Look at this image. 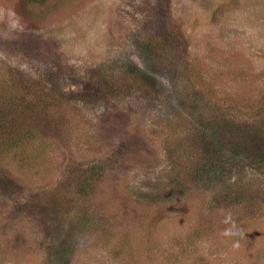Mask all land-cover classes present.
Wrapping results in <instances>:
<instances>
[{"label":"trees","instance_id":"trees-1","mask_svg":"<svg viewBox=\"0 0 264 264\" xmlns=\"http://www.w3.org/2000/svg\"><path fill=\"white\" fill-rule=\"evenodd\" d=\"M48 1L22 0L19 10L33 18L31 7ZM157 27L144 23L136 42L151 64L157 53L160 63L166 64V55L183 61L165 66L178 88L170 108L153 73L156 65L107 61L91 75L76 72L81 84L73 87L67 81L75 77L60 68L21 69L0 61V236L22 249L35 238L44 253L41 264H74L76 235L83 231L120 264H176L179 252L189 264H218L199 252L200 242L224 227L226 216L242 227L264 212V114L253 117L264 106L244 113L256 105L250 88L230 87L226 99L215 85L209 84L211 93L203 88L202 63L187 56L184 32L170 23ZM130 102L135 107L126 110L123 104ZM97 106L103 107L94 129L99 145L81 140L79 132L84 109ZM131 116L143 121L133 134L126 125ZM252 117L263 122L252 128ZM140 150L155 163L122 172L129 155ZM180 203L188 219L168 234V247L159 241L164 228L159 231L158 222L144 218L136 224L132 215L122 224L127 204L169 210ZM141 227L146 236L159 232L153 246L138 248Z\"/></svg>","mask_w":264,"mask_h":264},{"label":"rangeland","instance_id":"rangeland-1","mask_svg":"<svg viewBox=\"0 0 264 264\" xmlns=\"http://www.w3.org/2000/svg\"><path fill=\"white\" fill-rule=\"evenodd\" d=\"M21 1L0 0V61L4 65L21 69L57 67L67 78L75 77L67 81L73 87L81 84L77 75H74L76 72L91 75L107 61L136 63L148 69L156 65L153 73L159 79L167 100L164 104L166 106L169 103L170 108L171 103H176L178 88L171 80L173 71L165 66L170 63L177 66L179 61H183L166 55V64L160 63L157 60L160 55L157 53L151 64L148 55L139 49L136 42H140L144 35V23L153 24L154 31L158 29L157 24L170 23L184 32L187 44L183 49L188 50L187 56L202 63L199 71L206 82L203 88L209 89V84L215 85L216 91L223 90L222 96L225 99L228 98L226 92L230 87L250 88L256 105L252 111L246 110L244 113H256L264 106V0H49L44 5L31 7L36 12L33 18H27L20 12ZM217 12L219 15L213 17V13ZM221 12L223 16H220ZM166 13L167 17L164 15ZM12 41H15L17 47ZM48 48L51 49L46 50ZM178 56L185 58L184 50H179ZM212 90L211 87L208 91L211 93ZM123 105L126 110L135 107L132 102ZM88 109L93 112L89 113ZM88 109H84L82 118L85 121L79 131L80 138L99 145L100 132L94 129L99 127L96 116L103 107ZM261 113L264 114V111L257 112L253 117ZM253 117L249 121L252 128L258 121L263 122L262 117L257 120H253ZM126 125L133 134L140 131L143 121L131 116L127 118ZM117 129L123 131L122 126H117ZM117 129H112L113 136L119 134ZM123 134L129 135V132ZM97 147L91 148L93 155L90 154L96 159L100 154ZM107 151L110 154L112 150ZM129 157V161L120 168L122 172H133L155 163L149 154L141 150L136 157L132 154ZM118 183V180L114 182ZM183 208L181 203L169 210H157L143 204H127L125 209L128 217L124 215L122 224L126 225L132 215H135L136 224L144 218L156 221L160 225L159 231L164 228V233L161 232L163 237L159 241H165L162 246L168 247L172 243V240H166L168 234L177 232L188 219V213ZM224 218H227L226 225L209 239L202 240L199 252L217 259L218 264H264V212L242 227L234 226L227 216ZM31 229L35 235L36 229ZM143 232L141 227V233L136 235L139 249L150 244L153 246L158 239L159 232L150 236ZM118 235L123 234L118 232ZM76 236L74 264H120L113 258L112 252L94 243L95 239L89 232L83 231ZM12 245L13 242L0 236V264H41L44 253L35 238L25 249ZM154 257L151 258L152 263L156 261ZM178 257L176 264H189V256L179 252ZM139 263L144 264L145 260Z\"/></svg>","mask_w":264,"mask_h":264}]
</instances>
